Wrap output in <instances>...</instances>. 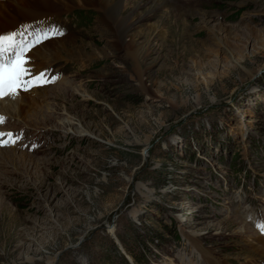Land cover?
<instances>
[{"label":"rangeland","instance_id":"1","mask_svg":"<svg viewBox=\"0 0 264 264\" xmlns=\"http://www.w3.org/2000/svg\"><path fill=\"white\" fill-rule=\"evenodd\" d=\"M72 1L29 53L65 77L0 110V264H264V0H128L132 50Z\"/></svg>","mask_w":264,"mask_h":264},{"label":"bare ground","instance_id":"2","mask_svg":"<svg viewBox=\"0 0 264 264\" xmlns=\"http://www.w3.org/2000/svg\"><path fill=\"white\" fill-rule=\"evenodd\" d=\"M159 1L163 9L172 7L167 3L166 0H159ZM66 2H67L66 6H70L69 3H73L72 0H67ZM79 2L86 7L87 6L92 7L96 9L98 12L100 11L103 13L102 22L105 23L110 28L113 34L112 43L114 46L123 47L126 48L127 50H132V47L134 45V39L132 38H129V40L125 39V37L128 36V33L132 29V24H131L132 22L131 19L125 20L122 16V13L126 10L125 8L128 5V0H123L119 2H115V0H79ZM66 6L65 5L63 6L62 3L56 0H0V33L17 32L20 30L19 28H21L24 25L23 23L20 22L21 20H25V22H29L32 19H38L39 17H45L47 15H51L54 13H60V11H64ZM69 36L71 35L68 34L64 38L66 37L68 38ZM67 42H68L67 40L65 41L63 40L56 41L50 39L46 40L45 42H43L44 45L41 46V48L39 47L37 49L36 54H39L41 58H43L44 60L45 59L51 60L58 55L61 49H64L67 46ZM32 60L33 62H36L35 59L32 58ZM40 64L42 63H37L35 67L33 65L31 66L33 69L38 70L40 67H43ZM35 92H36L35 89L29 90V91H25V94L30 93V95H33V93L36 94ZM23 93L24 92L21 91L20 94L15 99L5 98L3 100H0V110L2 111V113L18 116L20 118V115H22L23 111L21 108H19V106L20 104L23 103L22 102L24 98ZM56 98L57 97L55 96V99ZM34 100H35V96L32 102H35ZM32 105L34 104L32 103ZM66 111L67 114L63 115V117L61 118L58 117V119L61 120L59 124L60 126H62V128L67 129L69 131V134L79 135L80 137V139H78L79 141L87 140L88 136L93 135V133L91 132L92 130L90 131L89 129H86L84 124L81 121L77 120L76 118L68 119V121L65 120L62 121V118L70 114L67 108ZM51 112L52 113L57 112V110L53 109L51 110ZM5 114L2 115L4 116ZM261 241L262 242L257 244L256 247L251 250V253L261 255L262 258L264 259V239L261 238Z\"/></svg>","mask_w":264,"mask_h":264},{"label":"snow or ice","instance_id":"3","mask_svg":"<svg viewBox=\"0 0 264 264\" xmlns=\"http://www.w3.org/2000/svg\"><path fill=\"white\" fill-rule=\"evenodd\" d=\"M63 34L58 26L44 29L28 39H25L22 32L0 34V100L15 99L21 91H29L39 86L41 81H55L57 77L46 79V73L34 72L28 53L44 41ZM5 121L6 117L0 114V125ZM17 139L12 133L0 132V147L14 146ZM257 228L264 234V221H257Z\"/></svg>","mask_w":264,"mask_h":264},{"label":"trees","instance_id":"4","mask_svg":"<svg viewBox=\"0 0 264 264\" xmlns=\"http://www.w3.org/2000/svg\"><path fill=\"white\" fill-rule=\"evenodd\" d=\"M130 254L132 255L133 258H135V259H136V258L139 259V258L136 256V253H134V252H130Z\"/></svg>","mask_w":264,"mask_h":264}]
</instances>
